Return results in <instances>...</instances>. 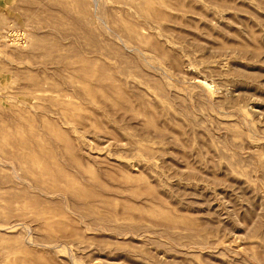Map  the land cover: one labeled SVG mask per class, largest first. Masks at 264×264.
<instances>
[{
  "label": "rangeland",
  "instance_id": "374dc122",
  "mask_svg": "<svg viewBox=\"0 0 264 264\" xmlns=\"http://www.w3.org/2000/svg\"><path fill=\"white\" fill-rule=\"evenodd\" d=\"M0 264H264V0H0Z\"/></svg>",
  "mask_w": 264,
  "mask_h": 264
},
{
  "label": "bare ground",
  "instance_id": "6f19581e",
  "mask_svg": "<svg viewBox=\"0 0 264 264\" xmlns=\"http://www.w3.org/2000/svg\"><path fill=\"white\" fill-rule=\"evenodd\" d=\"M150 10V9H149Z\"/></svg>",
  "mask_w": 264,
  "mask_h": 264
}]
</instances>
